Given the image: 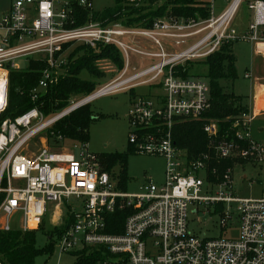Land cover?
Wrapping results in <instances>:
<instances>
[{"label": "built area", "instance_id": "built-area-1", "mask_svg": "<svg viewBox=\"0 0 264 264\" xmlns=\"http://www.w3.org/2000/svg\"><path fill=\"white\" fill-rule=\"evenodd\" d=\"M215 1L206 0V19L163 16L142 28L120 22L103 26L92 19L75 25L70 0H11L0 17V116L8 106L10 71L23 69L17 63L20 58L32 56L28 63L46 62L30 91L34 102L66 73L69 52L77 45L96 51L113 45L121 51L125 66L91 95L71 98L61 112L48 117L35 106L2 121L0 230L39 231L52 209L57 216L54 227L66 226L56 236L60 252L102 248L106 255L102 264H264V142L253 138L256 116L251 105L241 100L245 110L231 117L232 126L223 134L217 121L207 120L208 150L196 156L178 147L173 134L177 120L201 119L212 107L209 79L191 72L187 77L177 75L178 66L203 60L238 39L258 43L264 51V0H226L230 3L219 15ZM243 1L252 15L246 29L237 34L229 28ZM79 5L94 10L92 0H79ZM127 36L132 38L130 43L124 40ZM141 37L155 50L139 45ZM130 53L156 62L138 70L131 65ZM245 78L252 79V73L247 71ZM150 83L159 91L132 102L129 144L137 154L166 159L161 184L149 180L140 191L127 192L120 188L119 175L104 168L88 143L72 141L73 149L61 150L48 146L53 124L75 109ZM44 132L47 146L27 153L31 140ZM222 160H231L233 165L220 172L213 163ZM246 164L258 167L262 177L257 181L263 187L257 196L238 197L233 191L234 168ZM255 182L251 180L250 186ZM71 198L74 203L69 202ZM232 204H236V216ZM190 205L219 215L222 231L238 223L237 237H200L190 231ZM121 211L127 213L123 231L109 232V218Z\"/></svg>", "mask_w": 264, "mask_h": 264}, {"label": "trees", "instance_id": "trees-1", "mask_svg": "<svg viewBox=\"0 0 264 264\" xmlns=\"http://www.w3.org/2000/svg\"><path fill=\"white\" fill-rule=\"evenodd\" d=\"M114 6L102 12L86 9L79 5V0H70L75 25H83L89 20L97 21L103 26L122 23L125 27L149 28L152 22L163 16H176L187 19L201 20L209 16L206 0H141L139 5L128 0H113ZM232 43H225L213 54L197 61L207 67L206 77L210 81L212 107L203 118L198 120H177L174 124V138L178 147L185 149L191 156L208 150V136L204 131L205 122L209 119L217 121L220 133L230 130L231 117L245 110L241 105L242 98L234 93H226L218 80L221 78H236V57L232 52ZM67 49V46H66ZM119 48L113 45L101 46L98 51L84 45L75 46L68 55L66 73L43 93L37 102L30 96V91L38 84L42 71L46 67L45 60H30L23 69H12L9 77L8 106L0 116V124L5 119H15L24 112L37 106L46 116H52L70 105L73 97H86L95 92L101 85L100 81L107 77V72L100 69L98 63L102 59H109L116 66V71H122L125 61ZM189 62L184 67L178 66L176 74L182 77L189 76L192 65ZM185 69V70H183ZM86 71L90 79H83L80 74ZM199 75V74H197ZM90 103L81 106L68 115L58 120L51 127L48 134V144H58L62 139L79 143H88L89 128L96 119L90 111ZM130 145V144H129ZM136 153L130 146L124 153H101L100 158L106 170L111 171L115 166H120V188L125 189L129 181L127 174L128 156ZM217 165L220 172L227 166H232L233 161L222 160ZM125 211L111 215V226L108 231L121 233ZM66 226L54 227L53 236H58ZM37 231H22L12 229L0 230V264H37L36 259L41 255H49L56 247L52 241L44 247H39L36 241ZM102 248H89L78 252L76 264H97L106 255Z\"/></svg>", "mask_w": 264, "mask_h": 264}, {"label": "rangeland", "instance_id": "rangeland-1", "mask_svg": "<svg viewBox=\"0 0 264 264\" xmlns=\"http://www.w3.org/2000/svg\"><path fill=\"white\" fill-rule=\"evenodd\" d=\"M61 2L67 0H60ZM93 9L95 12H102L114 6L113 0H92ZM162 2L166 0H161ZM233 1V0H231ZM11 0H0V17L10 7ZM229 1L216 0L215 14L219 15L229 5ZM251 11L248 8L247 1H243L236 11L230 23V30L241 34L247 27L251 19ZM126 42H131L132 38L128 36L124 38ZM138 44L146 46L155 50V47L145 38H137ZM171 42V40H168ZM165 45L168 47L164 40ZM232 52L236 57V78H221L218 80L220 86L226 93H234L240 96L243 103L252 104L253 98L257 92L258 85L256 81L264 83V51L258 43L252 44L246 40L238 39L232 44ZM28 58L32 56L23 57L17 60V63L25 68L28 66ZM124 59V57L122 56ZM152 59V60H151ZM130 62L132 66H136L141 70L150 64L156 62L155 59L140 56L130 53ZM191 67V74H199L206 79L207 67L196 63ZM101 70L107 72V77L100 81L103 85L111 80L116 75V66L109 59H102L98 63ZM250 71L252 79H246L245 73ZM131 73V72H129ZM80 76L83 79H90L88 72L83 71ZM264 85V84H262ZM157 88L152 84H145L136 86L133 89L121 90L110 95L99 97L90 103V111L94 118H96L89 128L88 148L94 153H124L128 151L129 134L131 126L129 123V112L132 107V102L141 97L154 95ZM259 98V106L264 107V94ZM253 138L264 142V117L258 118L252 122ZM46 132L39 134L31 140L27 153L37 152L39 149L47 144L45 143ZM72 141L66 140L58 144H48L51 149L61 150L72 148ZM73 149V148H72ZM120 166H115L114 171L119 175ZM166 169V159L162 156L131 153L128 156L127 174L130 178L126 188L127 192H138L140 187L151 180L155 184H161L164 181V173ZM258 167L246 164L237 165L233 173V191L238 197H252L259 195L260 183L257 181L262 176L259 175ZM246 177V178H245ZM251 180H255V184H251ZM70 203H74L75 199L71 198ZM52 207V206H51ZM233 212L237 215L236 204H232ZM197 212H194L196 211ZM219 215H212L207 212L204 206L190 205L188 211L189 230L200 237H237L238 223L234 228L222 231L218 225ZM57 222L55 210H50L44 218L42 228L36 232V241L39 247H44L52 241H57V237L51 232L54 224ZM16 223V222H15ZM14 224V223H13ZM78 253H61L58 247L49 255H41L36 259L37 264H76ZM97 264H102L98 262Z\"/></svg>", "mask_w": 264, "mask_h": 264}, {"label": "crops", "instance_id": "crops-1", "mask_svg": "<svg viewBox=\"0 0 264 264\" xmlns=\"http://www.w3.org/2000/svg\"><path fill=\"white\" fill-rule=\"evenodd\" d=\"M262 84H264V83L257 81L258 89H257V92H256L253 100H252L253 103L251 104L252 111L256 116L255 120L258 118L264 117V107L263 106L260 107L258 105L259 104V98L258 97H260L262 94H264V87H262L263 86ZM263 102H264V100H263ZM262 187H263V184L260 185V190L262 189ZM260 190H259V192H260Z\"/></svg>", "mask_w": 264, "mask_h": 264}]
</instances>
